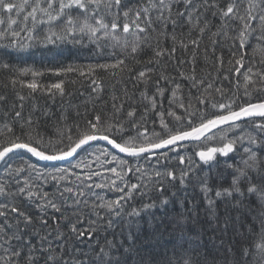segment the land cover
<instances>
[{
	"label": "snow or ice",
	"instance_id": "obj_1",
	"mask_svg": "<svg viewBox=\"0 0 264 264\" xmlns=\"http://www.w3.org/2000/svg\"><path fill=\"white\" fill-rule=\"evenodd\" d=\"M69 45L89 62L47 84L6 59ZM0 76V264H108L114 218L174 183L264 201V0H0ZM230 155L228 188L196 175ZM245 246L264 264V232Z\"/></svg>",
	"mask_w": 264,
	"mask_h": 264
},
{
	"label": "trees",
	"instance_id": "obj_2",
	"mask_svg": "<svg viewBox=\"0 0 264 264\" xmlns=\"http://www.w3.org/2000/svg\"><path fill=\"white\" fill-rule=\"evenodd\" d=\"M6 59L17 66L41 71L69 63L89 62L71 45L52 51L37 47L23 53L13 52ZM36 79L47 84L59 77L45 71L44 76ZM2 80L3 76H0ZM67 89L72 103L79 104L88 95L90 85L87 82L68 84ZM68 101L66 96L64 103ZM33 102L41 109L48 107L58 111L61 98L57 96L53 99L38 91ZM213 132L218 133L219 129ZM184 154L191 153L185 150ZM120 156L123 157L122 154ZM94 159H90L89 164L98 168L99 165L93 163ZM236 159L230 155L202 162L196 175L210 177L213 190L228 188L233 176V170L228 165L236 163ZM61 166H67V162ZM77 171L80 172L79 169ZM100 191L105 198L118 195L107 190ZM147 199L137 196L132 204L140 211L135 215L114 218L111 229L104 233L106 239L113 243L112 258L108 264H188L189 261L191 264H246L248 247L245 245H251L253 237L264 232V201L258 202L255 196L222 197L209 206L194 180L183 187L178 183L167 185L163 194H153L152 206L144 208L142 204Z\"/></svg>",
	"mask_w": 264,
	"mask_h": 264
},
{
	"label": "water",
	"instance_id": "obj_3",
	"mask_svg": "<svg viewBox=\"0 0 264 264\" xmlns=\"http://www.w3.org/2000/svg\"><path fill=\"white\" fill-rule=\"evenodd\" d=\"M214 130H217V129H214ZM214 130H213V131H214ZM208 134H209V133H208ZM122 155H124V154H122ZM64 163H66V162H64Z\"/></svg>",
	"mask_w": 264,
	"mask_h": 264
}]
</instances>
